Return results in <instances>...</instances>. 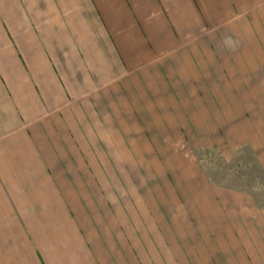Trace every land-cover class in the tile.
Masks as SVG:
<instances>
[{"label":"crops","instance_id":"crops-1","mask_svg":"<svg viewBox=\"0 0 264 264\" xmlns=\"http://www.w3.org/2000/svg\"><path fill=\"white\" fill-rule=\"evenodd\" d=\"M257 54L264 0H0V264H264L248 193L192 166L173 218L133 174L236 107Z\"/></svg>","mask_w":264,"mask_h":264},{"label":"rangeland","instance_id":"rangeland-1","mask_svg":"<svg viewBox=\"0 0 264 264\" xmlns=\"http://www.w3.org/2000/svg\"><path fill=\"white\" fill-rule=\"evenodd\" d=\"M259 50L255 52L259 53ZM255 58L251 62L252 77L247 79L251 85L250 93L234 95L236 107L224 105L225 109L209 111L211 130L199 126L201 133L194 130L192 137L195 140L191 142H156L157 154L163 152V157L134 159L133 174L139 177L141 199L149 196L146 186H150L151 192L167 204V213L175 218L179 212L175 186L188 181L187 172L194 166L203 176L202 180L246 192L257 205H264V60L259 54ZM220 80L225 84L228 81ZM204 120L206 123L207 116ZM147 207L146 203L145 213ZM155 209L160 217L158 207Z\"/></svg>","mask_w":264,"mask_h":264}]
</instances>
